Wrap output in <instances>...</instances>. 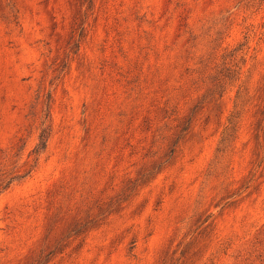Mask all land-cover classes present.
<instances>
[{
  "label": "rangeland",
  "instance_id": "1",
  "mask_svg": "<svg viewBox=\"0 0 264 264\" xmlns=\"http://www.w3.org/2000/svg\"><path fill=\"white\" fill-rule=\"evenodd\" d=\"M0 264H264V0H0Z\"/></svg>",
  "mask_w": 264,
  "mask_h": 264
},
{
  "label": "trees",
  "instance_id": "2",
  "mask_svg": "<svg viewBox=\"0 0 264 264\" xmlns=\"http://www.w3.org/2000/svg\"><path fill=\"white\" fill-rule=\"evenodd\" d=\"M240 97H241V94H240V91L238 90L237 97H236V107H238V103L240 101ZM230 119H232V117ZM42 142H43V145H42L43 148H46L45 137L42 139Z\"/></svg>",
  "mask_w": 264,
  "mask_h": 264
}]
</instances>
